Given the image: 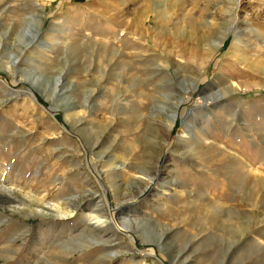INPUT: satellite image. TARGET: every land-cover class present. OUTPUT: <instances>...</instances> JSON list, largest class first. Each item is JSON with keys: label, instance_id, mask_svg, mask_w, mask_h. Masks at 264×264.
I'll list each match as a JSON object with an SVG mask.
<instances>
[{"label": "rangeland", "instance_id": "obj_1", "mask_svg": "<svg viewBox=\"0 0 264 264\" xmlns=\"http://www.w3.org/2000/svg\"><path fill=\"white\" fill-rule=\"evenodd\" d=\"M0 264H264V0H0Z\"/></svg>", "mask_w": 264, "mask_h": 264}, {"label": "bare ground", "instance_id": "obj_2", "mask_svg": "<svg viewBox=\"0 0 264 264\" xmlns=\"http://www.w3.org/2000/svg\"><path fill=\"white\" fill-rule=\"evenodd\" d=\"M39 21H41V19H40ZM128 32H129V30H128ZM222 41H223V40L218 41V42H217V45L221 44ZM154 45H155V46H153V47L159 48V45H157L156 42H154ZM195 82H196V81L193 80L190 86L185 87V88L183 89V91L179 92V97L177 98L176 103H175V104H176L175 109L173 110V112H172V114H171L173 119H175L176 116H177L176 107H178L179 104L182 102L183 98L185 97V94H187V93L190 91V88H193V87H194ZM31 94H32V93H31ZM172 118H171L170 120H168L169 124L166 125V127H167L166 131L168 130V132L171 130V128H172V124L174 123ZM64 215H66V214H64ZM92 223H93V224H92L93 227H101V225H102V223H100L99 219H97V221L92 222ZM97 229H98V228H97Z\"/></svg>", "mask_w": 264, "mask_h": 264}]
</instances>
